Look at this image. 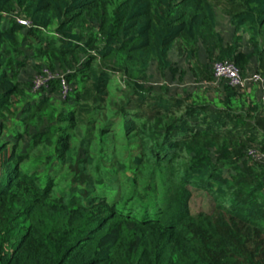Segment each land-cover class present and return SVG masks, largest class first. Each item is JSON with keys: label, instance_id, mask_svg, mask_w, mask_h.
<instances>
[{"label": "trees", "instance_id": "obj_1", "mask_svg": "<svg viewBox=\"0 0 264 264\" xmlns=\"http://www.w3.org/2000/svg\"><path fill=\"white\" fill-rule=\"evenodd\" d=\"M172 50L174 95L149 85ZM212 61L264 79V0H0V264H264V94L210 99Z\"/></svg>", "mask_w": 264, "mask_h": 264}, {"label": "rangeland", "instance_id": "obj_2", "mask_svg": "<svg viewBox=\"0 0 264 264\" xmlns=\"http://www.w3.org/2000/svg\"><path fill=\"white\" fill-rule=\"evenodd\" d=\"M8 17V16H7ZM217 23L218 29L223 34L226 42L231 40L232 35L234 34V29L230 24V20L228 17L218 14L217 15ZM237 36H241L243 46L246 47L247 51L251 50L250 45L248 44V37L246 34L242 32H238ZM170 61L173 63L175 68L177 69V73L175 76L170 75L168 72L160 73L155 66H151L149 70L150 80L149 85L153 86L155 90L161 91V89H167L170 95H174L178 92V90H190L192 89L193 79L189 72V68L186 65L183 58H181L175 50H172L169 54ZM214 62V61H212ZM210 63V65L212 64ZM28 65L21 71L20 79L21 81L28 82L30 79H35L37 74L33 71L30 66L33 61H28ZM249 71L251 70L254 73L255 67L253 65V61L249 63L248 67ZM211 84L206 86V90H208V97L212 99L215 97L218 83L213 81ZM203 87V86H202ZM216 91V92H215ZM264 103V102H263ZM60 186L55 187V191H59ZM191 197L189 199V209L192 214H196L199 212H210L212 209V203L210 198L202 191L191 189Z\"/></svg>", "mask_w": 264, "mask_h": 264}, {"label": "built area", "instance_id": "obj_3", "mask_svg": "<svg viewBox=\"0 0 264 264\" xmlns=\"http://www.w3.org/2000/svg\"><path fill=\"white\" fill-rule=\"evenodd\" d=\"M19 25L28 26V23L23 18H16ZM211 72L213 79L216 83H224L231 88L238 90L249 89L252 86H256L258 91L264 94V79L257 73L243 74L241 70L230 61H214L211 64ZM38 77L33 79L32 92L36 93L43 88H47L50 81L58 79L61 85L60 98L65 99L68 93L71 91L69 84L65 79V74L61 71H48L43 70L41 74H37ZM202 86H204L202 84ZM208 86V85H205ZM264 96V95H263ZM249 156L253 159L264 162V155L260 153L256 147L249 149Z\"/></svg>", "mask_w": 264, "mask_h": 264}]
</instances>
